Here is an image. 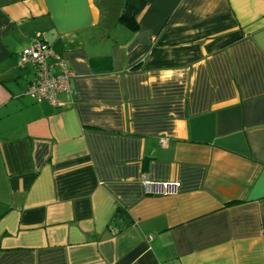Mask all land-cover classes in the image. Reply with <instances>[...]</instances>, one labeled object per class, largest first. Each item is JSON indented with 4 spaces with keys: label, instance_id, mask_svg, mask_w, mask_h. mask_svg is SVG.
I'll list each match as a JSON object with an SVG mask.
<instances>
[{
    "label": "crops",
    "instance_id": "0c3cea01",
    "mask_svg": "<svg viewBox=\"0 0 264 264\" xmlns=\"http://www.w3.org/2000/svg\"><path fill=\"white\" fill-rule=\"evenodd\" d=\"M125 1L0 0V264H264V0Z\"/></svg>",
    "mask_w": 264,
    "mask_h": 264
},
{
    "label": "built area",
    "instance_id": "2783aa9c",
    "mask_svg": "<svg viewBox=\"0 0 264 264\" xmlns=\"http://www.w3.org/2000/svg\"><path fill=\"white\" fill-rule=\"evenodd\" d=\"M18 66L23 68L30 65L36 74L27 88V94L35 102H47L57 106L59 94L70 90L74 76L67 61L60 55L53 54L46 42L35 40L18 54ZM165 145V140H160ZM141 185L146 195L174 196L179 190L177 182H156L149 175L141 176Z\"/></svg>",
    "mask_w": 264,
    "mask_h": 264
},
{
    "label": "trees",
    "instance_id": "16d2710c",
    "mask_svg": "<svg viewBox=\"0 0 264 264\" xmlns=\"http://www.w3.org/2000/svg\"><path fill=\"white\" fill-rule=\"evenodd\" d=\"M145 6L146 3L143 0H126L119 22L132 31L136 30L138 15Z\"/></svg>",
    "mask_w": 264,
    "mask_h": 264
}]
</instances>
